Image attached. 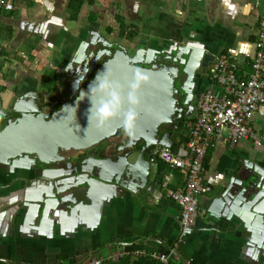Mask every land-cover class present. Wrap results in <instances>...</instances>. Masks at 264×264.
Listing matches in <instances>:
<instances>
[{
	"label": "crops",
	"instance_id": "crops-1",
	"mask_svg": "<svg viewBox=\"0 0 264 264\" xmlns=\"http://www.w3.org/2000/svg\"><path fill=\"white\" fill-rule=\"evenodd\" d=\"M69 5L14 0L12 10H0V264H91L98 257L100 264H160L117 253L172 246L181 233L180 207L165 190L183 189V171L142 153L132 131L92 154L59 156L48 139L69 99L65 85L80 84L104 58L143 56L165 75L174 98L157 137L166 134L171 150L182 154L198 94L221 91L209 79L208 62L225 55L249 71L264 0H81L75 19ZM32 118L41 119L40 132L24 141V121ZM251 126L264 136V105ZM260 141L208 149L204 179L211 190L198 197L199 214L181 235L174 264H264ZM97 163L108 171L102 184L83 170ZM247 184L259 187L252 200Z\"/></svg>",
	"mask_w": 264,
	"mask_h": 264
},
{
	"label": "built area",
	"instance_id": "built-area-1",
	"mask_svg": "<svg viewBox=\"0 0 264 264\" xmlns=\"http://www.w3.org/2000/svg\"><path fill=\"white\" fill-rule=\"evenodd\" d=\"M13 8L14 0H0V10ZM1 49L0 42V53ZM249 64V71L242 72L229 56L217 55L211 58L207 73L221 91L217 94L207 89L198 94L195 100L197 112L186 121V138L181 144L183 153H174L169 146L162 144H156L150 149L151 155L181 169L185 176L182 190H165L180 207L181 233L178 238L166 251L134 249L128 253L120 251L118 256H149L160 264H174L172 256L181 243V235L195 224L199 214L198 197L211 190L204 179V159L208 149L222 141L231 146L245 139L258 141L251 122L258 107L264 105V9L259 18L254 54ZM165 179L160 182L161 187L166 186ZM102 259L93 258L91 264H100Z\"/></svg>",
	"mask_w": 264,
	"mask_h": 264
},
{
	"label": "water",
	"instance_id": "water-1",
	"mask_svg": "<svg viewBox=\"0 0 264 264\" xmlns=\"http://www.w3.org/2000/svg\"><path fill=\"white\" fill-rule=\"evenodd\" d=\"M134 56L135 60L136 53ZM133 58L126 59L119 54L104 58L96 66H92L90 69L91 74L83 83L80 82L76 86L65 85L68 92L70 91L69 98L71 99L61 106L49 129L48 140L54 141L57 144V149L61 146L67 150L75 149L87 153L89 149L93 150L95 146L103 142H109V140L125 133L128 134L130 131L139 141L141 140L139 149L142 153L149 154L152 146L156 144L171 147L170 141L166 139V134L157 137L160 124L167 121L169 112L174 104V100L171 99L172 97L169 95L164 82L165 75L137 66V62L136 60L133 61ZM105 64L109 66L116 76H132L134 73L136 78L142 81V86L138 93L139 102L134 106V111L131 113L134 118L126 119L121 114L113 117L103 126L98 127L94 120H88L89 98L86 93L89 85L95 81L97 74L104 70ZM81 92L85 93L82 98L80 96ZM39 121H41L40 118H32V123L24 121V141H32L33 134L40 132L38 129H41L42 123ZM119 129L121 133H118ZM110 137L112 138L110 139ZM83 170L87 176L98 180L97 182L100 184L108 181L105 175L108 171L101 164H94L91 168L83 167ZM85 182L90 183L89 180H85ZM246 189L248 192L245 196L251 200L255 197L256 192L259 191V187L253 184L251 186L247 184ZM259 213L262 214L261 216L264 219V210Z\"/></svg>",
	"mask_w": 264,
	"mask_h": 264
},
{
	"label": "clouds",
	"instance_id": "clouds-1",
	"mask_svg": "<svg viewBox=\"0 0 264 264\" xmlns=\"http://www.w3.org/2000/svg\"><path fill=\"white\" fill-rule=\"evenodd\" d=\"M141 86L142 81L138 80L134 73L132 76H116L105 64L104 70L97 74L86 93L89 98L88 120H94L100 127L121 114L126 119L134 118L131 113L139 102L138 93ZM84 95L85 93L81 92V98Z\"/></svg>",
	"mask_w": 264,
	"mask_h": 264
},
{
	"label": "rangeland",
	"instance_id": "rangeland-1",
	"mask_svg": "<svg viewBox=\"0 0 264 264\" xmlns=\"http://www.w3.org/2000/svg\"><path fill=\"white\" fill-rule=\"evenodd\" d=\"M136 52H138V51H136ZM135 60L137 62L136 65L141 66L143 69H146V70H153L154 69L153 64L151 62H148V60L143 59V56L136 57ZM182 106L183 105H181V104L180 105L177 104V112H176V115L178 116V118L180 117V115L183 114V107ZM168 125L170 126L171 129L175 128V123H171L170 122ZM257 138L259 139L258 141H260V139L262 141V138H260L259 134L257 135ZM88 154H92V149H89L88 150Z\"/></svg>",
	"mask_w": 264,
	"mask_h": 264
},
{
	"label": "trees",
	"instance_id": "trees-1",
	"mask_svg": "<svg viewBox=\"0 0 264 264\" xmlns=\"http://www.w3.org/2000/svg\"><path fill=\"white\" fill-rule=\"evenodd\" d=\"M80 6H81V0H70L69 10H70V18L71 19H75L76 18L77 13H78V11L80 9ZM132 33H130L129 35L131 36ZM45 83H48V80L43 78V85L48 87L51 90L54 89L52 84H51V86H47V85H45Z\"/></svg>",
	"mask_w": 264,
	"mask_h": 264
},
{
	"label": "flooded vegetation",
	"instance_id": "flooded-vegetation-1",
	"mask_svg": "<svg viewBox=\"0 0 264 264\" xmlns=\"http://www.w3.org/2000/svg\"><path fill=\"white\" fill-rule=\"evenodd\" d=\"M138 66V65H137ZM141 67V66H140ZM142 68V67H141ZM91 73H90V70L88 71V73L86 74V76H85V78H83L82 79V83L84 82V80H86L87 79V77L90 75ZM74 86H76V85H74ZM169 89H171V86H169ZM170 96H172V94H170ZM73 98V97H72ZM71 98H69V99H67V101H69ZM172 100H174V98H171ZM121 128V127H120ZM118 133H121L120 132V129L118 130ZM111 138V137H110ZM78 151H80V150H75V149H69V150H67L66 148H64V147H59V156H61V157H67V156H69L70 154H72V153H74V152H78ZM84 154H86V152L84 153Z\"/></svg>",
	"mask_w": 264,
	"mask_h": 264
}]
</instances>
